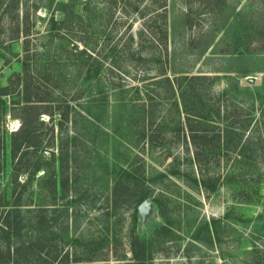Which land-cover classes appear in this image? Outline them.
Segmentation results:
<instances>
[{"label": "rangeland", "instance_id": "374dc122", "mask_svg": "<svg viewBox=\"0 0 264 264\" xmlns=\"http://www.w3.org/2000/svg\"><path fill=\"white\" fill-rule=\"evenodd\" d=\"M237 20L248 34L241 33L243 51L259 52L264 0H3L0 88L9 94L0 97V227L10 223L12 246L38 245L46 264L65 258L119 264L123 253L130 256L132 232L148 240L165 220L174 242L157 250L151 264H243L245 241L263 244L256 232L264 227V199L234 206L244 196L238 185L260 182L264 194V167L253 171L251 159L238 164L236 151L226 144L215 149L212 135L246 124L243 140H250L253 156L264 151V110L256 96L264 85V54L247 57L251 72L236 75ZM184 76L179 87L175 78ZM181 88L188 98L194 91L190 110L221 108L212 128L198 125L199 161L186 125L196 120L183 111ZM25 92L48 100L40 110L50 108L53 116L40 115L39 147L12 159L10 135L20 126ZM124 167L137 175L122 177ZM201 176L216 184L214 192L198 184ZM116 180L129 186L128 200L121 189L113 192ZM148 190V205L136 210L135 198ZM212 218L222 219L220 242L209 244L204 232L203 241H192Z\"/></svg>", "mask_w": 264, "mask_h": 264}, {"label": "trees", "instance_id": "16d2710c", "mask_svg": "<svg viewBox=\"0 0 264 264\" xmlns=\"http://www.w3.org/2000/svg\"><path fill=\"white\" fill-rule=\"evenodd\" d=\"M253 1V0H250ZM3 6V0H0V9H2ZM240 16L239 13L237 15V17ZM241 20H237L234 30H235V51H233L231 54L235 55V61L238 62L237 64V69L235 70V73L238 77H246L248 75V72H251V70H248L246 67V58L251 56V55H258V54H264V46L262 47V45H264V42L262 45H260L257 50H259V52L254 53V52H250V51H243V49L245 50L246 48H244L245 46H243L242 44V40H241V33L242 31L245 32L246 35L247 32L245 29H242V21ZM238 32V33H237ZM241 42V43H240ZM1 46V43H0ZM254 51H256V49H254ZM264 72V70H263ZM186 76H184V78H180L177 77L175 78V81L178 85H180L179 87H182L181 83L183 81V79H185ZM200 77H204V76H190L188 78V80H194ZM165 81H169L168 78H166ZM263 84V83H262ZM25 88L27 89V85L25 86ZM8 87H4V88H0V97L8 95ZM194 91L190 92V96L192 98L190 99L187 97V92L185 90V88H181L180 90V100L182 103V107H183V111L184 113H186L187 117L188 114L194 116L195 118V126L193 127L189 122L187 125V128L190 130V135H191V141L192 144L194 145V159L196 161H199V142L198 140L200 139V129L198 128V125H201L203 123L209 124V121H211V118L215 116L220 117L221 114V108L218 104L216 110L214 112H212V114L210 113H203L201 112L197 107H193V110H190V108H187L188 105V100L190 99V101H193L196 103V97L195 94L193 93ZM262 93H264V85H262L260 87L259 90H256V96L258 99H261V103L263 110H264V98L262 96ZM37 96H35L34 98H31V96H29V93L25 92V96L23 98V105H22V112L21 114L18 116L19 120H20V126L19 128L12 132V134L10 135V137L12 138V141H10L9 143V149H10V157L13 159L16 158L17 155H21V153L23 151H28L29 149H33V148H38L40 145V140H39V135L36 132V126L38 123L40 122V115L41 114H47L50 118H52L53 116V111L50 108H44V110H40V103H44L47 102L48 100H46L45 98H36ZM139 115H141V118L143 116L144 119V114H145V110L142 108L139 111ZM210 114V115H208ZM63 119H67V112L66 114H63ZM236 123V122H235ZM210 126L212 124H209ZM208 125V126H209ZM212 128V126H211ZM214 128V126H213ZM247 126L246 124H237L236 126L234 124V126H224L222 128V130L218 129V131L212 135L216 136V145L214 146V148L221 151V148H224L225 144L226 147H230L232 150L236 151V158L235 161L239 162L238 164L241 163H245L243 162L245 159L246 160H250L252 161V170H256L257 166H263L264 167V154H262V152L264 153V151L260 152L259 155H254V149L250 148L251 146V142L250 140L246 137L243 140V136H244V132L246 130ZM205 138L207 139L206 142L209 140L208 138V130H205ZM229 135H233L232 137V142L230 144L229 142ZM202 139V138H201ZM196 140V141H195ZM226 140V141H225ZM252 151L250 155H247L246 152ZM25 155V154H24ZM259 157V158H258ZM176 158V157H174ZM177 159V158H176ZM18 162V159H17ZM41 167V163L38 161L37 163L34 164L33 170L31 172V174L29 175V179L28 182L31 181L32 176L35 174L36 171L39 170V168ZM123 174L124 176L122 177H132V176H136V173H132L131 171L127 170V167L123 168ZM252 171V172H253ZM19 172L16 171L15 175H14V181L16 180V176ZM177 170L172 171V172H168L167 174L169 175H176ZM167 174L165 173H161L159 174L161 177H167ZM115 179H121L120 177L115 178ZM142 179H147L148 178H143ZM138 180V179H137ZM195 183H197L196 180H194ZM27 182V183H28ZM260 182H256L253 183L252 185H238L236 191L238 193H243V198H238L237 200V204L234 206L237 210H241L239 209L240 205H246V206H253V205H257L261 199H264V194H262V192H260ZM119 184V185H118ZM198 184H200V186L205 190V191H210V192H214L216 190V184H209L207 183V180L203 178V176H201V178H199L198 180ZM264 185V181L261 182V185ZM126 184H121L120 181L116 180V184H114L113 186V192H118L119 189H121L123 192L122 194L126 195L125 199L128 200L129 195H128V191ZM209 189V190H208ZM150 196H151V191H141L139 193V195L135 198V209L137 210V206L139 204H141L144 201H149L150 200ZM155 199V198H154ZM125 201V200H124ZM155 201V200H153ZM126 202V201H125ZM16 205V204H14ZM264 202L263 204L260 202L259 206H262V210L261 212L264 214ZM261 215V214H260ZM227 216V215H226ZM226 216H224V218H226ZM165 218V216H164ZM223 218V219H224ZM133 219H136V215L133 216ZM241 219V218H240ZM239 218H237V222L238 221H243L240 220ZM222 219H210L209 221H203V223L201 224L200 227L196 228L194 230V234L191 235V240L195 241V242H199V241H203L204 238H201L200 233L204 232L207 234L208 237V243L212 244L214 243H219L220 239H219V225L221 223ZM173 228H172V224L170 222H167V220H165V223L163 226H160L159 228L155 229L154 232L152 233V235L150 236V238L148 240H143L141 238H139L138 236H136L134 234V232H132L133 234H131L130 238H129V243H128V252L130 254V256H126V254H122L121 256H119L117 258V261H119V264H151L152 263V256L154 255V253H157L159 251V249L161 250L162 247L164 245H166L167 243H173L174 239L171 237V235L173 236ZM0 231L2 233V239L6 240V241H2L0 243V246H2L4 248V251H0V264H10L15 263H25V264H46L45 262L42 263L40 262V252L37 251L34 247L38 246L36 244L30 243V242H20V244H18V246H12L11 242H10V238L12 239L14 232H11V228H10V223L9 222H4V224L0 227ZM257 239L259 238V242L263 243L262 245H258L257 241L254 239H251L250 241H245L247 245L250 246V248L245 249L244 254H246L247 256L243 259V264H264V227L260 230L257 231ZM206 237V238H207ZM11 248H13L14 254H21L22 258L21 260H13L12 254H11ZM158 250V251H157ZM35 257V258H34ZM67 258L65 259H59L56 261V263L58 264H68ZM95 259H99L98 257H95L94 259H91L90 261L94 262V261H98ZM53 262H49V264H52Z\"/></svg>", "mask_w": 264, "mask_h": 264}, {"label": "water", "instance_id": "95a60500", "mask_svg": "<svg viewBox=\"0 0 264 264\" xmlns=\"http://www.w3.org/2000/svg\"><path fill=\"white\" fill-rule=\"evenodd\" d=\"M148 205V201H144L140 204L139 209L140 210H145L146 206Z\"/></svg>", "mask_w": 264, "mask_h": 264}, {"label": "bare ground", "instance_id": "6f19581e", "mask_svg": "<svg viewBox=\"0 0 264 264\" xmlns=\"http://www.w3.org/2000/svg\"><path fill=\"white\" fill-rule=\"evenodd\" d=\"M15 129H17V126H16V128Z\"/></svg>", "mask_w": 264, "mask_h": 264}]
</instances>
